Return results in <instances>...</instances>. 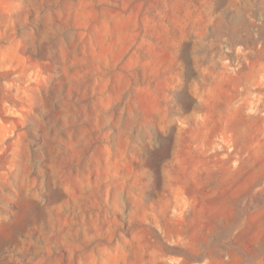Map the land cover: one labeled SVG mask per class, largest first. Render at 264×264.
Wrapping results in <instances>:
<instances>
[{
	"label": "rangeland",
	"instance_id": "rangeland-1",
	"mask_svg": "<svg viewBox=\"0 0 264 264\" xmlns=\"http://www.w3.org/2000/svg\"><path fill=\"white\" fill-rule=\"evenodd\" d=\"M0 264H264V0H0Z\"/></svg>",
	"mask_w": 264,
	"mask_h": 264
}]
</instances>
